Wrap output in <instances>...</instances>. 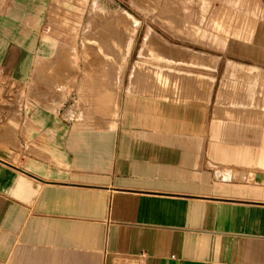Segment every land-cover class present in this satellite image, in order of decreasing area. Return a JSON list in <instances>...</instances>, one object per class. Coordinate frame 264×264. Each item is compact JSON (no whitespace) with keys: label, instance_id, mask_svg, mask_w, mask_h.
<instances>
[{"label":"crops","instance_id":"obj_1","mask_svg":"<svg viewBox=\"0 0 264 264\" xmlns=\"http://www.w3.org/2000/svg\"><path fill=\"white\" fill-rule=\"evenodd\" d=\"M46 3L0 0V264H264L260 87L253 85L249 101L235 109L226 102L216 107L210 97L179 129L135 137L133 126H141L129 113L135 97L157 92L136 80L146 72L132 71L123 113L81 116L76 134L64 106L81 60L61 50L70 46L78 55V43L47 29ZM217 17L234 21L220 10ZM124 72L107 115L120 107ZM41 83L57 93L43 91L37 102ZM9 88L12 94H4ZM5 95L10 102H1ZM120 121L129 126L122 158L115 142ZM134 148L139 154L132 156ZM104 161L106 172H85ZM89 178L106 183L83 181Z\"/></svg>","mask_w":264,"mask_h":264},{"label":"rangeland","instance_id":"obj_2","mask_svg":"<svg viewBox=\"0 0 264 264\" xmlns=\"http://www.w3.org/2000/svg\"><path fill=\"white\" fill-rule=\"evenodd\" d=\"M122 9L132 16L133 24H136L135 41L129 43L121 40L131 33V30L123 28L121 20L126 17L121 13ZM218 10L221 14H229L234 19L232 24L217 17ZM35 18L42 22L43 14H37ZM48 19L47 29H60L63 35L76 39L78 43V55L70 46L61 50L69 59L81 60L80 66H74L81 72L77 81L68 83V99L64 106L76 134L81 116L84 121L108 120L117 118L119 109L123 113L132 71L134 75L139 71L146 72L144 77L136 80L157 92L156 95L138 92L135 97L138 103L129 110L132 121L141 125L133 126L135 137H140L141 131H147L150 137L155 131L168 134L173 128L179 129L188 114L197 112L191 108L208 104L210 97L216 107L226 102L235 109L237 104L249 101L248 94L252 92L253 85L264 92V0H51ZM194 30H198L199 35H194ZM150 31L164 40V49L160 44L143 46L144 37ZM187 48L200 53L192 55ZM107 58L115 68L125 71L120 107L112 110V115L96 107L99 100L107 107L109 97H118V75L122 71L117 75L111 74ZM90 59L94 61L90 63ZM204 61H212V68ZM91 66L92 74H89L88 67ZM70 68L69 71L72 70ZM237 79L240 80L238 86ZM35 80L33 75L30 87ZM8 84L16 95L22 93L23 86L11 80ZM3 86L7 83L4 82ZM11 89H4L3 93L11 95ZM43 91L57 93V90L41 83L37 102L43 101ZM155 98L159 103H140L141 100ZM10 101L11 97L6 95L1 98V102ZM157 124L164 129H155ZM128 127L119 122L115 139L116 157H123L125 129ZM130 154H139L138 148ZM87 162L93 163L91 159ZM107 170V161H104L99 168L85 172L102 173ZM83 181L106 183L95 178Z\"/></svg>","mask_w":264,"mask_h":264},{"label":"bare ground","instance_id":"obj_3","mask_svg":"<svg viewBox=\"0 0 264 264\" xmlns=\"http://www.w3.org/2000/svg\"><path fill=\"white\" fill-rule=\"evenodd\" d=\"M120 11H122L121 13H123V15L126 17V19H122L121 20V22H122V24H123V28H125V29H128V30H131V33L130 34H128L127 36H125V37H123L121 40H124L126 43H129L130 41L132 42L134 39H133V35H134V32H135V30H137L136 29V24H133L134 23V20H133V18H132V16L126 11V10H124V9H122V10H120ZM110 12V11H109ZM119 13V12H118ZM111 14V13H110ZM114 14V13H113ZM115 15V14H114ZM149 34L148 35H146V37H144V39H145V41H144V45L143 46H148V45H154V44H160V45H162V46H160V48L162 49H164V46H163V44H162V42L164 41L158 34H156L155 32H153V31H150V32H148ZM135 35H136V33H135ZM135 41V40H134ZM114 43V42H113ZM145 49V48H144ZM143 49V50H144ZM88 50H90V49H88ZM142 51V50H141ZM145 51V50H144ZM155 52V51H154ZM147 53V52H146ZM142 54V53H141ZM140 54V55H141ZM156 54V53H155ZM96 55V54H95ZM143 56H145V55H143ZM93 57V56H92ZM94 58V57H93ZM144 58V57H143ZM91 60V62L90 63H92V61H94V60H92V59H90ZM106 61V60H105ZM107 62H108V68H109V72L112 74V73H114V74H119L121 71H122V69L120 68V67H118V68H115V66L112 64V61L111 60H109V58H107ZM139 62V61H138ZM95 63V62H94ZM95 65H97V64H95ZM137 65H139V63L137 64ZM141 65V64H140ZM92 67V68H91ZM91 67H88L89 69H88V72H89V74H92V71H91V69H93V66H91ZM103 67V66H102ZM135 68H137L136 66H135ZM138 69V68H137ZM142 69V68H141ZM103 70H106V68L104 69L103 68ZM107 94V93H106ZM118 94V93H117ZM112 95V94H111ZM119 96V95H118ZM100 97V96H99ZM98 99V98H97ZM119 101V100H118ZM110 103L112 104L113 103V99L111 98V100H110ZM118 103V102H117ZM96 107H98V109L99 110H104V109H107V107L104 105V103L103 102H100V100H99V102H98V106H96Z\"/></svg>","mask_w":264,"mask_h":264}]
</instances>
